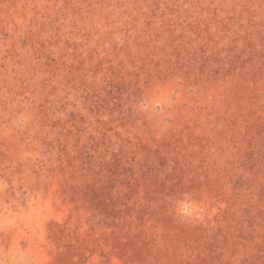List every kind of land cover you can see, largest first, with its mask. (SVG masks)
<instances>
[{
  "label": "rangeland",
  "instance_id": "1",
  "mask_svg": "<svg viewBox=\"0 0 264 264\" xmlns=\"http://www.w3.org/2000/svg\"><path fill=\"white\" fill-rule=\"evenodd\" d=\"M0 264H264V0H0Z\"/></svg>",
  "mask_w": 264,
  "mask_h": 264
},
{
  "label": "bare ground",
  "instance_id": "2",
  "mask_svg": "<svg viewBox=\"0 0 264 264\" xmlns=\"http://www.w3.org/2000/svg\"><path fill=\"white\" fill-rule=\"evenodd\" d=\"M49 255V254H48Z\"/></svg>",
  "mask_w": 264,
  "mask_h": 264
}]
</instances>
